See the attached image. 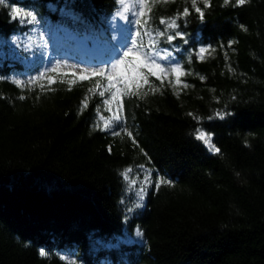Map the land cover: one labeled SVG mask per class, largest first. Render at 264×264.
Returning <instances> with one entry per match:
<instances>
[{
  "label": "trees",
  "instance_id": "16d2710c",
  "mask_svg": "<svg viewBox=\"0 0 264 264\" xmlns=\"http://www.w3.org/2000/svg\"><path fill=\"white\" fill-rule=\"evenodd\" d=\"M149 4V30L165 35L151 37L152 48L143 37L144 50L174 55L158 63L179 64L180 82L148 74L138 94L118 93L110 105L103 88L87 91L104 78L73 75L110 65L82 56L74 39L93 31L102 58L122 52L108 26L118 0L0 4V264H66L62 255L75 264H264V0H197L203 19L191 0ZM13 8L36 20L13 18ZM125 21L126 40L135 26ZM32 29L40 46L12 52L9 40ZM176 32L183 38L169 42ZM63 51L73 60L59 63L76 67L51 72ZM40 73L56 82H12ZM198 129L219 153L195 138ZM160 178L171 183L157 188Z\"/></svg>",
  "mask_w": 264,
  "mask_h": 264
},
{
  "label": "snow or ice",
  "instance_id": "6c2138e0",
  "mask_svg": "<svg viewBox=\"0 0 264 264\" xmlns=\"http://www.w3.org/2000/svg\"><path fill=\"white\" fill-rule=\"evenodd\" d=\"M5 0H0V4H4ZM192 6L197 13H199L200 18L203 19L204 13L199 6H197V0H191ZM229 0H225V3H228ZM247 2V0H235L237 6H242ZM120 5V10L117 11L116 15L122 19L128 20L129 26H135V33L134 35H129L126 40L130 43L131 46H128V43L123 45L124 50L122 52L117 51L115 56L112 57V60L105 61L107 65L110 67H90L79 69L78 73L73 72V75L79 74L80 77L84 80L89 79V77H102L104 78L105 83L101 84L100 80H97L93 87L87 89L88 93H96L98 89L103 88L104 90L98 91V94L101 97L105 96V92L109 95L104 100L105 105H110L113 101L118 100V93L122 96L125 93L128 94H138V89L140 83H148V74L152 76H156L157 79H161L162 74L164 73H173L177 74V82L179 83V75L183 74V69L180 67L179 64H175L171 68H165L161 63H158L159 60L165 59L164 56H159L158 54H151L150 51L144 50L146 48V44L143 41V37H149V41L147 42L148 48L155 47L156 40L151 39L153 36H164V32H155L149 30V20L150 16L147 13L151 12V6L149 4V0H118ZM210 5L207 4V0H205V7ZM128 13L132 14V19H128ZM13 18L20 17L22 20L25 18H30L28 23H32L36 20V17L33 15L32 12L22 13L20 10L13 8L12 9ZM189 14V9L185 8L183 10L182 15L187 16ZM143 17V19H142ZM161 24H166L168 28L175 29L178 27L176 24L175 19L171 20H160ZM243 27V26H242ZM176 37L183 38V34L180 32H176L175 35H168L167 40L171 42ZM207 49L201 48L200 54L201 58H203V53H205ZM114 61V62H113ZM62 67H72L75 68L76 66H67L61 65L59 62L55 64L54 67L50 69L51 72H57ZM146 70V71H145ZM42 78H47L49 84H53L56 82L54 77L48 75V73H40L38 77H33L25 80L16 79L12 82L16 84L18 87H28L40 81ZM122 82L124 87L123 89H118L117 84ZM40 87L43 89V85L41 84ZM187 87V85H185ZM25 97L21 96L20 99H24ZM82 107H88V96H85L84 99L81 101ZM117 107L119 108L120 105L118 104ZM111 111V109H107ZM221 119H223V114L217 113ZM101 119H104L103 117ZM113 120L119 121L120 117L118 115L112 117ZM110 122L105 121V129L110 127ZM130 137L132 134L129 132L127 133ZM113 135H120L119 132H114ZM195 138L202 141L208 148L216 153L220 152V149L216 147L212 143L211 134L205 133L202 130H197L195 134ZM133 143L135 140L133 139ZM111 149L109 148V151ZM142 167V166H141ZM128 172H131V169H128L124 175L127 179ZM148 177H145V181L147 182ZM133 183H135L133 181ZM171 181L160 178L156 182V187L159 188L161 184H170ZM143 191V189H141ZM141 233L137 231V236H140ZM41 256H45L46 252L41 249L40 253ZM60 259L66 260V264H75L74 261L67 259L65 256H61Z\"/></svg>",
  "mask_w": 264,
  "mask_h": 264
},
{
  "label": "rangeland",
  "instance_id": "374dc122",
  "mask_svg": "<svg viewBox=\"0 0 264 264\" xmlns=\"http://www.w3.org/2000/svg\"><path fill=\"white\" fill-rule=\"evenodd\" d=\"M120 10V5L118 3V9L117 11ZM117 11L114 13V15L109 19V27L111 28L112 31V35H113V40L115 44H121V42H123V44L128 43L127 40L123 39L122 37V24L125 23L126 19H122L119 16L116 15ZM131 13H128L127 15L129 16ZM28 23V22H27ZM89 26V25H88ZM93 31H87L84 32V39H74V37L70 34V38L75 40V44L77 46V50L80 52V54L82 56H90L91 58H94L95 56H97L96 58H99V56L101 57L102 53L104 52V45H99V43L97 44V42H95V35L91 34ZM64 34H62V36L64 35H68L67 32H63ZM105 30L104 28H100L99 30L96 32V36H105ZM93 36V37H92ZM42 38H45V34L42 35ZM87 39H91L92 40V44H88L86 42ZM40 41V37L38 36V32L36 29H32L31 31H29L28 33L25 34H21V35H16L15 37L12 38V40H9L10 44V48L11 51L16 53L17 55H19L20 53H25L29 54V52H31L35 47L40 46V44L42 43ZM11 42V43H10ZM57 44L59 45H63V41H62V37L58 36V40H57ZM117 51H115L116 54ZM159 56H164L165 59L163 60H159L158 61H169V62H174V55H172L171 53L169 54L168 50H162L158 53ZM24 57V56H23ZM64 60V61H72L73 58L70 59L69 55H67L65 53V51H63L59 56L54 58L55 62H59L60 60ZM53 64V63H51ZM50 64V65H51ZM81 64L80 66L86 67L88 66L86 62H82L79 63ZM177 76V74H175ZM207 148L208 146L205 145ZM209 149V148H208ZM210 150V149H209Z\"/></svg>",
  "mask_w": 264,
  "mask_h": 264
}]
</instances>
